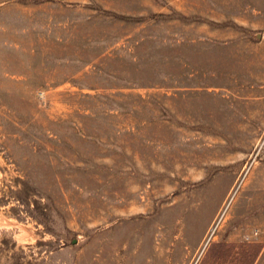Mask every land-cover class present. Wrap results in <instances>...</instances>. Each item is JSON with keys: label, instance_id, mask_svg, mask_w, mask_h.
<instances>
[{"label": "rangeland", "instance_id": "1", "mask_svg": "<svg viewBox=\"0 0 264 264\" xmlns=\"http://www.w3.org/2000/svg\"><path fill=\"white\" fill-rule=\"evenodd\" d=\"M0 264H264V0H0Z\"/></svg>", "mask_w": 264, "mask_h": 264}, {"label": "bare ground", "instance_id": "2", "mask_svg": "<svg viewBox=\"0 0 264 264\" xmlns=\"http://www.w3.org/2000/svg\"><path fill=\"white\" fill-rule=\"evenodd\" d=\"M230 200H231V198H230ZM230 200L229 201H227V203H226V205H225V207H226V209H225V207H224V209L222 210V212H221V214L219 215V217H218V221H217V223H215V225H214V227H217V225L220 223V218L223 216V214H225V212H226V210L228 209V206H229V203H230ZM213 227V231H211V233H210V236H209V238L208 239H210V238H212V236H213V234H214V231H215V228ZM205 247V246H204Z\"/></svg>", "mask_w": 264, "mask_h": 264}, {"label": "built area", "instance_id": "3", "mask_svg": "<svg viewBox=\"0 0 264 264\" xmlns=\"http://www.w3.org/2000/svg\"><path fill=\"white\" fill-rule=\"evenodd\" d=\"M245 175H246V174H245ZM245 175H244V177H245ZM244 177H243V178H244ZM242 181H243V179H241V181L239 182L238 187L240 186V184L242 183ZM238 187H237V188H238ZM237 188H236V190H237ZM225 209H226V207H225ZM225 209H224V210H225ZM209 240H210V239L207 240V242L205 243V246H206V244L209 242Z\"/></svg>", "mask_w": 264, "mask_h": 264}]
</instances>
